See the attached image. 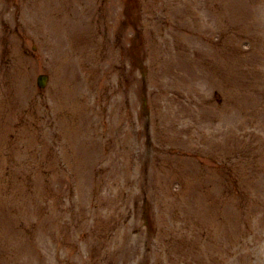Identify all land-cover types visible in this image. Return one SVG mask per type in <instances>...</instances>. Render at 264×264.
Segmentation results:
<instances>
[{"label": "rangeland", "instance_id": "1", "mask_svg": "<svg viewBox=\"0 0 264 264\" xmlns=\"http://www.w3.org/2000/svg\"><path fill=\"white\" fill-rule=\"evenodd\" d=\"M0 264H264V0H0Z\"/></svg>", "mask_w": 264, "mask_h": 264}, {"label": "water", "instance_id": "2", "mask_svg": "<svg viewBox=\"0 0 264 264\" xmlns=\"http://www.w3.org/2000/svg\"><path fill=\"white\" fill-rule=\"evenodd\" d=\"M46 81H47V76L46 75H40L39 76V84L41 86L45 85L46 84Z\"/></svg>", "mask_w": 264, "mask_h": 264}]
</instances>
